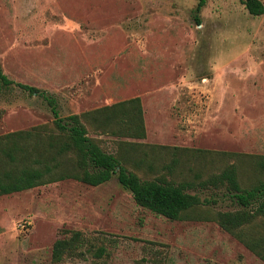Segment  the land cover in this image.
<instances>
[{
  "label": "rangeland",
  "instance_id": "374dc122",
  "mask_svg": "<svg viewBox=\"0 0 264 264\" xmlns=\"http://www.w3.org/2000/svg\"><path fill=\"white\" fill-rule=\"evenodd\" d=\"M264 2V0H263ZM0 0V63L14 84L0 89V136L140 97L146 138L119 140L264 155V14L241 0ZM183 173L203 179L231 163L250 184L264 174L231 158L185 153ZM167 173L171 156H151ZM167 177H171L168 175ZM194 179L192 173L191 176ZM210 204L171 220L140 206L116 177L98 186L66 179L0 196V264H264L216 220L239 205L225 188L195 189ZM216 200V203H214ZM83 232L60 261L55 241Z\"/></svg>",
  "mask_w": 264,
  "mask_h": 264
},
{
  "label": "trees",
  "instance_id": "16d2710c",
  "mask_svg": "<svg viewBox=\"0 0 264 264\" xmlns=\"http://www.w3.org/2000/svg\"><path fill=\"white\" fill-rule=\"evenodd\" d=\"M255 16L264 14L263 0H241ZM206 0H198L196 18ZM14 80L3 71L0 63V89L10 87ZM20 87L31 94H41L48 99L54 119L52 125H37L29 129L8 132L0 136V196L12 194L41 185L66 179L98 186L116 177L124 188L131 191L142 207L171 220L190 217L200 206L210 204L195 189L225 188L239 205L238 209L219 211L216 220L222 229L234 234L249 249L264 260V178L250 184L240 179L237 163L223 167L205 179L194 167L185 169V153L198 152L203 159L231 158L247 162L257 172L264 174L263 154L215 152L179 146L151 145L119 140L116 152L105 149L101 139L91 132L119 138H146L144 110L140 97L123 100L112 105L88 110L68 117L60 115L57 101L46 91L25 83ZM167 154L169 162L162 167L167 173L154 178H143L130 169L154 171L151 156ZM192 173L194 179L191 178ZM170 175L171 177H167ZM216 203V200H214ZM69 236L58 238L53 246V259L60 261L69 252L83 246L80 230L65 229Z\"/></svg>",
  "mask_w": 264,
  "mask_h": 264
}]
</instances>
